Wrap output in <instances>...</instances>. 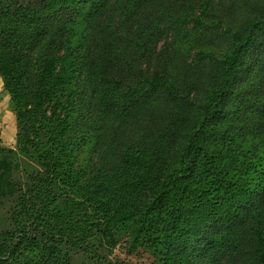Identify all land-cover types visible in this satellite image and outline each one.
Returning <instances> with one entry per match:
<instances>
[{"label":"trees","instance_id":"1","mask_svg":"<svg viewBox=\"0 0 264 264\" xmlns=\"http://www.w3.org/2000/svg\"><path fill=\"white\" fill-rule=\"evenodd\" d=\"M0 264H264V0H0Z\"/></svg>","mask_w":264,"mask_h":264},{"label":"rangeland","instance_id":"2","mask_svg":"<svg viewBox=\"0 0 264 264\" xmlns=\"http://www.w3.org/2000/svg\"><path fill=\"white\" fill-rule=\"evenodd\" d=\"M1 87L0 90V101L3 103L5 101L3 98L5 96V92L3 91ZM9 98V97H8ZM11 109V105H10ZM12 110V109H11ZM13 111V110H12ZM14 116V114H13ZM16 133V129H15ZM14 145V141H9V146L12 147ZM0 146H5L3 144H0ZM8 146V145H7ZM5 146V147H7ZM112 264H158V259L150 257L146 253L137 250L133 254H126L125 250L123 248V245H119L116 247L111 255Z\"/></svg>","mask_w":264,"mask_h":264},{"label":"crops","instance_id":"3","mask_svg":"<svg viewBox=\"0 0 264 264\" xmlns=\"http://www.w3.org/2000/svg\"><path fill=\"white\" fill-rule=\"evenodd\" d=\"M1 87L2 84L0 80V90ZM3 99L5 100L3 101V103H1L0 101V144H3L5 146L8 145L7 147H11L9 146V141H14L15 120L13 111L10 109L9 98L6 93Z\"/></svg>","mask_w":264,"mask_h":264}]
</instances>
